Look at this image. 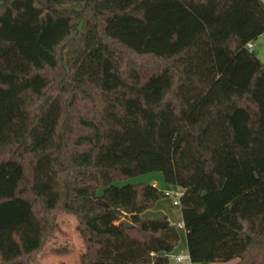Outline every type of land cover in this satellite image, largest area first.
Masks as SVG:
<instances>
[{
  "label": "trees",
  "instance_id": "16d2710c",
  "mask_svg": "<svg viewBox=\"0 0 264 264\" xmlns=\"http://www.w3.org/2000/svg\"><path fill=\"white\" fill-rule=\"evenodd\" d=\"M263 34L264 0H0V264H40L59 211L79 264H172L165 193L116 185L148 172L191 263L264 264Z\"/></svg>",
  "mask_w": 264,
  "mask_h": 264
},
{
  "label": "rangeland",
  "instance_id": "374dc122",
  "mask_svg": "<svg viewBox=\"0 0 264 264\" xmlns=\"http://www.w3.org/2000/svg\"><path fill=\"white\" fill-rule=\"evenodd\" d=\"M253 51L255 56L264 63V37L259 36L254 41ZM137 184L148 183L156 186L160 191L164 193L166 191L173 192L176 190L175 186L166 184L161 172H148L141 175L126 178L124 180L116 182V185L125 184ZM101 190H98L100 193ZM174 196L170 194L158 200L154 207L144 212L142 217L155 218L167 214L169 221L177 227L180 235V241L174 250V254L179 253V249H186L185 232L180 225L181 222V209L179 205L173 204ZM57 229L50 235L44 245L43 251L39 254L40 264H79V258L84 250L82 239L77 231V221L74 216L65 212L59 211L56 214ZM56 248H66L68 253L63 256H57L51 253ZM61 257V259H59ZM172 264H191L188 259H184L181 262H175L171 260ZM218 264H231L227 262H217ZM206 264V263H205Z\"/></svg>",
  "mask_w": 264,
  "mask_h": 264
},
{
  "label": "built area",
  "instance_id": "2783aa9c",
  "mask_svg": "<svg viewBox=\"0 0 264 264\" xmlns=\"http://www.w3.org/2000/svg\"><path fill=\"white\" fill-rule=\"evenodd\" d=\"M247 46H248V48L251 50V43H249ZM170 194H173V196H174L173 204H174V205H179V197H180L181 194H182L181 190H180L179 188L176 187V190L173 191L172 193H171V192H168V191L165 192V195H166V196H169ZM180 225L182 226V223H181ZM169 256H171V255H169ZM171 257H172V256H171ZM184 259H188V260H189V257H188V255H187V253L184 252V251H180L177 255L173 256V260H174L175 262H181V261H183ZM189 261H190V260H189ZM191 264H195V263H191Z\"/></svg>",
  "mask_w": 264,
  "mask_h": 264
},
{
  "label": "crops",
  "instance_id": "0c3cea01",
  "mask_svg": "<svg viewBox=\"0 0 264 264\" xmlns=\"http://www.w3.org/2000/svg\"><path fill=\"white\" fill-rule=\"evenodd\" d=\"M261 36H263V37H264V34H263V35H261ZM253 47H254V42H253V43H251V50H252V51H253ZM253 52H254V51H253ZM155 204H156V203H155ZM143 214H144V213H143ZM143 214H142V215H143ZM142 215H141V216H142ZM163 215L167 216V214H165V213H163ZM167 218H168V216H167ZM168 220H169V219H168ZM180 251H183V249H179V252H180ZM186 253H187V251H186ZM170 255L172 256V257H171V256H169V257H170V259H171V260H173V256H175V255H177V254L171 253ZM59 259H61V257H60ZM227 263H228V262H227ZM229 263H231V264H234V262H233V261H231V262H229ZM209 264H218V263H217V262H215V263H209Z\"/></svg>",
  "mask_w": 264,
  "mask_h": 264
},
{
  "label": "water",
  "instance_id": "95a60500",
  "mask_svg": "<svg viewBox=\"0 0 264 264\" xmlns=\"http://www.w3.org/2000/svg\"><path fill=\"white\" fill-rule=\"evenodd\" d=\"M121 223L124 225V226H126V227H132L133 225L130 223V222H128L127 220H121Z\"/></svg>",
  "mask_w": 264,
  "mask_h": 264
}]
</instances>
